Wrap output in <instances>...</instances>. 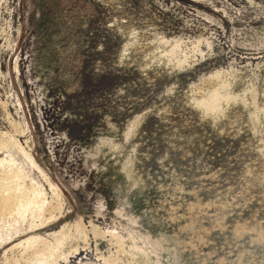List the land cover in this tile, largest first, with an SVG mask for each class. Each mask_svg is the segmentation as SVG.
Masks as SVG:
<instances>
[{"label": "rangeland", "instance_id": "1", "mask_svg": "<svg viewBox=\"0 0 264 264\" xmlns=\"http://www.w3.org/2000/svg\"><path fill=\"white\" fill-rule=\"evenodd\" d=\"M0 264H264V0H0Z\"/></svg>", "mask_w": 264, "mask_h": 264}, {"label": "bare ground", "instance_id": "2", "mask_svg": "<svg viewBox=\"0 0 264 264\" xmlns=\"http://www.w3.org/2000/svg\"><path fill=\"white\" fill-rule=\"evenodd\" d=\"M35 204V203H34ZM36 205V204H35Z\"/></svg>", "mask_w": 264, "mask_h": 264}]
</instances>
